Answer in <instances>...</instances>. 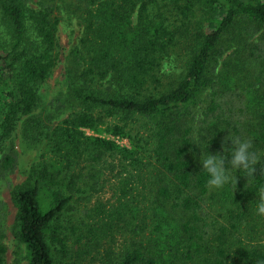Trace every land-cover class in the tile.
<instances>
[{
  "label": "trees",
  "instance_id": "trees-1",
  "mask_svg": "<svg viewBox=\"0 0 264 264\" xmlns=\"http://www.w3.org/2000/svg\"><path fill=\"white\" fill-rule=\"evenodd\" d=\"M64 12L78 22L64 65L76 110L53 125L38 109L59 62ZM180 49L182 69L169 79L165 62ZM138 118L148 134H131ZM18 126L24 143L42 147L10 193L26 264H264V217L255 213L264 187V0H0L2 174L18 166ZM229 134L260 156L249 183L237 172L234 192L207 185L194 145L225 155ZM114 168L116 201L80 216V202ZM6 252L0 221V264Z\"/></svg>",
  "mask_w": 264,
  "mask_h": 264
},
{
  "label": "rangeland",
  "instance_id": "rangeland-1",
  "mask_svg": "<svg viewBox=\"0 0 264 264\" xmlns=\"http://www.w3.org/2000/svg\"><path fill=\"white\" fill-rule=\"evenodd\" d=\"M77 23L78 22L76 18L70 19L69 16L65 14V12L62 13L58 30L57 53L59 55V62L54 68L50 77L47 79L46 83L41 88L42 101L38 111L42 116L50 115L53 118V125L58 124L69 114L76 110V105L70 103V101L68 100L69 97L66 93V77L64 65L65 58L71 46L76 42L79 36ZM184 53H186L185 49L177 50L176 53L171 55V57L169 58L171 59V61L165 62V74L171 76L169 79L176 77L180 73L183 66V56L185 55ZM223 60L224 59H222L221 62ZM146 122L147 121L145 119L141 118L133 120V123L130 126L131 134H148L150 132V125H146ZM86 133L89 135H93V133L89 130H86ZM106 137L108 136L106 135ZM110 138L114 139L120 146L128 148L131 147L130 140L125 137L123 138L117 136ZM11 145L18 157V166L11 173H0V221L5 232V244L7 246V264H26V261L24 259V247L12 235V225L16 209L11 201L10 193L14 186L25 181L31 165L42 159L41 153L38 150L42 147L39 145L33 146V144L31 143H24L21 140L20 126H18L14 132ZM87 170L89 171V169L83 171V179H87ZM117 173V168H114L113 170L106 169L103 171V175L98 179V189H96V187V190H89L90 200L87 201L85 199L84 201L80 202L82 204V206L79 207L80 216L85 217V215L83 214L85 208L93 209L100 203L108 207L110 204L116 201V196H114V193L117 189V179L115 178V175ZM87 195L88 194H86V196ZM71 212L72 211H70V213ZM75 212L76 211L73 212L74 216H76ZM109 240V238H106L103 241L105 243ZM117 243V246L120 248L122 240L119 239ZM110 246L112 245L110 244ZM87 261L85 262V264L87 263Z\"/></svg>",
  "mask_w": 264,
  "mask_h": 264
},
{
  "label": "clouds",
  "instance_id": "clouds-1",
  "mask_svg": "<svg viewBox=\"0 0 264 264\" xmlns=\"http://www.w3.org/2000/svg\"><path fill=\"white\" fill-rule=\"evenodd\" d=\"M225 138L224 145L230 141L231 146L222 145L225 155L220 153L211 154L208 151L209 144L206 146L199 142L197 145L200 150V164L202 170L207 176V185L215 189H224L232 186L233 192L237 186V172L245 173L247 181L254 176L256 165L260 161V156L253 149L252 141L241 139L240 137ZM248 185V184H247ZM255 213L264 217V187L259 188L256 192Z\"/></svg>",
  "mask_w": 264,
  "mask_h": 264
}]
</instances>
